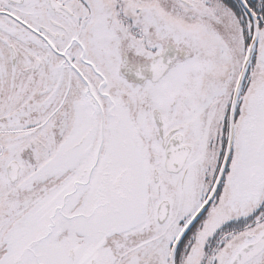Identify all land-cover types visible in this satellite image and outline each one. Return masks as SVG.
Masks as SVG:
<instances>
[{"label": "snow or ice", "instance_id": "obj_1", "mask_svg": "<svg viewBox=\"0 0 264 264\" xmlns=\"http://www.w3.org/2000/svg\"><path fill=\"white\" fill-rule=\"evenodd\" d=\"M0 264H264V0H0Z\"/></svg>", "mask_w": 264, "mask_h": 264}]
</instances>
